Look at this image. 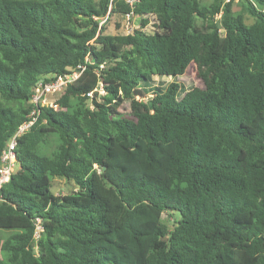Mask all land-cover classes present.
I'll return each mask as SVG.
<instances>
[{"label": "trees", "instance_id": "obj_1", "mask_svg": "<svg viewBox=\"0 0 264 264\" xmlns=\"http://www.w3.org/2000/svg\"><path fill=\"white\" fill-rule=\"evenodd\" d=\"M109 5L0 0V153L38 79L84 68L18 139L0 264H264V0H140L157 24L130 35ZM191 64L202 88L176 82Z\"/></svg>", "mask_w": 264, "mask_h": 264}, {"label": "built area", "instance_id": "obj_2", "mask_svg": "<svg viewBox=\"0 0 264 264\" xmlns=\"http://www.w3.org/2000/svg\"><path fill=\"white\" fill-rule=\"evenodd\" d=\"M113 1L110 0V5L108 9V15L113 7ZM123 4L128 8L129 12L125 13L121 17L126 19V24L129 26L130 19L136 18L134 17L133 11L136 5L140 2V0H121ZM229 0H226L228 2ZM235 2L239 0H234ZM101 19L99 22V27L103 25V20L108 19L109 16ZM151 20L149 24L145 28H140V25H136L134 23V27L131 26V31H128L124 35H130L135 30H141L142 32L151 34L154 31V25L157 24L154 17H150ZM219 18V16L217 17ZM97 20V18H94ZM137 19V18H136ZM148 27L152 28V32H148ZM83 67H78V69L71 70L68 69L67 73L60 75H45L40 77L36 84L31 89L30 100L29 103L32 105L31 111L28 113L25 121L22 122L16 129V131L9 137V139L5 142L1 153H0V189L4 184H6L10 177L15 173L16 167V148L18 139L22 137L25 133H27L30 128L36 123L41 108H50L54 111L60 110L59 105L57 104V99L61 97L64 93L65 89L75 83L82 71ZM100 96H103L105 92L103 91L101 85L98 89H96ZM93 92L87 94V97H92ZM50 97V99H49ZM53 97V98H51ZM42 231L40 226V221L36 220L35 224V232H34V240L36 241L39 237V233Z\"/></svg>", "mask_w": 264, "mask_h": 264}, {"label": "rangeland", "instance_id": "obj_3", "mask_svg": "<svg viewBox=\"0 0 264 264\" xmlns=\"http://www.w3.org/2000/svg\"><path fill=\"white\" fill-rule=\"evenodd\" d=\"M98 1V0H94ZM238 4V3H237ZM234 4L233 11L238 12L239 11V4ZM103 28H104V34L106 35H124L128 31H131V26L134 27V23L138 25V20L136 18L130 19L129 26L126 24V19L121 17V15L112 14L108 19L103 20ZM246 23L250 24L251 20L246 19ZM148 32H152V28L148 27ZM152 81L155 85L158 84V82H163L165 84L170 83L172 81L171 78H159V77H153ZM176 82L181 83L186 89L191 88H202L203 84L202 82L196 77V66L194 64H191L186 73L178 78ZM53 98V97H51ZM50 99V97H49ZM51 100V99H50ZM119 113L123 116H129L130 108L129 104L125 103L121 106L119 109ZM49 145H53L54 141L53 139L48 140ZM17 166L15 167V170H17ZM74 189V185L70 182H67L64 179L56 178L52 182V192L55 195H66L70 193ZM176 217H178V214H175ZM163 219L166 222L167 226L171 229L173 226V219H170L167 217V215H163ZM169 220V221H168ZM8 235L7 232L1 231L0 232V242L3 240L4 237Z\"/></svg>", "mask_w": 264, "mask_h": 264}]
</instances>
